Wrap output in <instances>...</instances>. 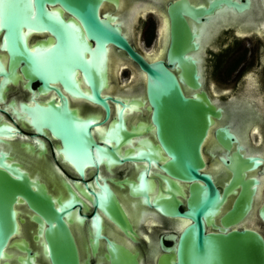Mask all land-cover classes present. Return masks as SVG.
I'll use <instances>...</instances> for the list:
<instances>
[{"label": "water", "instance_id": "water-1", "mask_svg": "<svg viewBox=\"0 0 264 264\" xmlns=\"http://www.w3.org/2000/svg\"><path fill=\"white\" fill-rule=\"evenodd\" d=\"M103 3L115 6L107 12L117 16H100ZM146 9L141 0H0V52L6 53L7 64L6 70L0 60V103L6 83L16 82L17 69L32 95L53 93L45 103L19 104L17 115L35 132L24 136L35 144L27 142L25 149L36 147L43 158L49 152L40 138L52 140L54 153L75 174L62 166L76 175L57 166L53 175L41 164L32 168L14 160L19 154L7 139L17 132L8 123H0V264H91V257H97L96 264H144L143 252L147 262L155 258L154 264H264L260 229L264 228V194L257 204L260 181L247 175L255 173L264 159L243 156L238 145L235 152L219 158L227 175L219 164L208 168L218 181H224L219 188L211 174L204 172L201 152L210 128L220 119L232 124L246 150L256 88L245 90L247 100L233 98L223 115L200 90L194 62L185 57L192 48V36L182 12L188 10L200 18L206 10L193 9L186 1L169 9L171 40L166 62L149 51L144 56L151 61L145 60L126 36H132L137 16ZM257 11L254 7L241 17L221 11L213 21L197 27L199 51L193 57L201 71L207 46L218 30L238 22L254 26L263 15ZM260 29L264 31V23ZM33 33L47 37L29 43ZM166 35L167 21L165 42L157 43L162 55ZM108 47L135 63L139 87L121 80L122 54ZM174 67L180 69L178 75ZM106 69L112 79L108 85ZM79 73L85 91L77 79ZM118 76L124 90L114 83ZM33 83H38L36 91ZM183 83L199 92L187 95L191 92L184 88L185 94ZM64 92L101 107L103 114L81 116L76 108L83 111L86 106L76 100V108L71 107ZM213 135L227 152L238 142L228 126L216 127ZM124 163H133L136 170L123 178L113 177L111 169ZM102 166L110 176L101 172ZM87 169L94 171L87 176ZM126 198L133 199L131 208ZM250 213L260 220L259 225L239 227ZM103 217L134 245L110 228L109 236L103 235ZM155 218L160 226L168 219L169 227L147 231L151 236H146L144 224ZM86 221L93 234L90 254L85 251L83 256L79 245L82 248L84 238L75 224L82 226ZM139 236L146 241L141 242L144 251Z\"/></svg>", "mask_w": 264, "mask_h": 264}, {"label": "flooded vegetation", "instance_id": "flooded-vegetation-1", "mask_svg": "<svg viewBox=\"0 0 264 264\" xmlns=\"http://www.w3.org/2000/svg\"><path fill=\"white\" fill-rule=\"evenodd\" d=\"M141 1L144 3L147 9L146 11L141 10V13L137 16V21L132 26L133 28L132 36L130 35V38H128V36L126 37L128 39L130 46L135 50H137V52H139L145 60L151 61L145 58L144 56V52L149 51L154 58L166 62V53L169 48L170 40H171L170 37L171 20H170L169 9L170 6L174 5L177 2L186 1L188 5L193 7V9H197V10L201 9V11L206 10V14L202 15L200 18L198 17L194 18L193 15L195 13L188 10L182 12V17L184 19V22L192 36V40H191L192 48L190 51H188L185 54V57L192 59L194 62L196 73L199 75L198 82L200 83V87H201L200 90L204 91L207 94L208 98L210 99L212 104L216 106V108L221 109L223 115L224 107L226 106V108H230L233 98L247 100L245 90L251 87L256 88L252 130H246V150H245V146L238 140V137L235 135V132L232 128V124L229 122L221 123V119L219 121L215 120V125L212 128H210L208 136L205 139L207 140L206 143L204 141L202 145L201 152L205 162L204 172L211 174L213 179H215L216 181L217 187L220 188L223 185L224 181L223 182L218 181V179H216V174H214V171L208 170V168H213V165L219 164L222 170L224 171V173L227 175L228 172L220 162L219 160L220 157L228 156L232 154L233 152L236 151V147L239 145L240 147H242L240 153L243 156L259 157L262 159L264 158V151L262 152V149H264V137H263L264 136V31L260 29L262 28V25L264 23V8H263L264 0H257L256 2H254L253 0H195V1L194 0H164V2L161 5H155L151 0H141ZM254 7L256 11L259 10L263 12L262 17L256 20L254 26L244 27L242 26V22H238L236 24L222 26L218 30V32L213 37L210 44L207 46L205 55L203 56L204 61L201 64L202 66V71H201L199 60L193 57V54L199 51V38H198L199 33L197 27H200L203 24H207L210 20L213 21V18L216 16L218 12L224 11L226 14L230 16L233 15V16L241 17L244 14L251 12L254 9ZM110 8L117 9L115 6H113L110 3H103L102 9L101 6L99 9L100 16L106 14L117 16L116 14H110L107 12ZM166 21H167V35H166L167 42H166L164 55H162L157 43L165 42ZM121 29L125 33L122 26ZM45 37H47L46 33L45 34L33 33L32 36L28 38V42L34 43L35 41ZM141 38L144 39L143 48L147 50H143L141 45L139 44ZM109 48L113 49L115 53L122 54L121 60L124 65L123 67H121L120 76H122V73L124 71H128V77L126 78V80L129 81V85L139 87V75H137L136 73L138 71L136 70L135 63L129 60L127 56L122 52L117 51L113 47H108V49ZM0 60L4 65L5 69L7 70L5 52H0ZM179 71H180L179 68L177 67L173 68V72L176 75H178ZM16 73H17V79L15 80L16 82L6 83L5 90L3 91L4 101L0 103V123H4V122L8 123L17 132L14 134L12 138L7 139V141L10 142V145H15L18 151L19 156L14 155V160L18 161L19 163H22V161L26 164L28 163L29 165L32 166V168L37 167V165L41 164L46 168L47 172H50L53 175H56V171L53 168V166H57L58 169H60L61 171L71 176H76L69 173L62 166V165L68 166L75 174L73 168L69 164L64 163L62 159L54 153L51 145V143H53L52 140L49 141L47 139L40 138L45 142V145L48 148V152H49V154L42 155L44 159L38 154L39 151L36 149V147L34 151H27V149H25V145L27 144V142L30 145H32V147L35 146V144L33 143V139L29 138L26 140L24 139V136L31 137L35 134V132L31 128L28 122H26L17 115L19 110V104L27 103L28 105H33L34 102L45 103L46 101H49L53 97V93L50 92L47 93L46 95H41L38 94L37 92H34V94L32 95L27 89H25L24 85L26 81L21 76L18 69ZM220 73H222V76L224 77V79H226V81L224 80L225 82L223 83L222 86L217 85V83L215 82L218 78H220ZM107 75L108 74L106 69V77ZM1 79L2 78L0 77V80ZM77 79L79 81L81 89L83 91L87 90V86L81 79L80 73L78 74ZM118 79L119 76L115 77L114 83L117 85L119 90H124L121 87L122 84L120 85L118 83ZM108 80L112 81V79H110V76L107 77V85H108ZM126 80H124L123 82H125ZM37 87H38V83H33L31 85V88L34 91H36ZM181 87L184 93H185L184 88L190 90L191 92L190 94L185 93L187 95H192L196 92H199V90H192L188 88L184 83L181 84ZM104 90L105 89L102 90V94H104ZM64 95L67 96L71 107L76 108L74 107V105H76V100L80 101L81 103L84 104V106H86L85 110L83 111L76 108L81 116L87 114H97V115L103 114V110L99 106L93 105L82 99H75L66 92H64ZM110 96H114V95H110ZM215 98H217L218 100H216ZM11 102H14L13 106H10ZM110 107H111V112H114V105L110 103ZM127 125H129V123H127ZM221 126H228L238 141L237 143L232 144V147L229 152H227L217 142V140L213 135L214 129L216 127H221ZM1 147H4V145L3 146L1 145ZM23 156L27 158L25 159L23 158ZM25 168L27 167L25 166ZM127 168H130V170ZM100 169L102 173H104L107 176H110L103 166ZM263 169H264V165L257 168L255 173H248L247 175L253 176L256 175V173L258 175V173H260ZM135 170L136 167L133 163H124L120 166H114L111 169V172L113 177L123 178L129 176L130 174H133L132 172ZM27 171L32 175L36 174V170L30 169ZM91 171H94V169H87L85 174L88 176V174ZM40 173H44V171L42 170L40 171ZM261 178L262 176L260 177V181ZM261 187L262 185L260 184L259 188L257 189L258 198L261 197L262 194L261 192H263L264 190V188H262L261 190ZM112 188L118 191L117 188H114L113 186ZM126 200L129 201L131 208L132 207L131 202L133 201V199L126 198ZM122 206L123 209L125 210L123 202H122ZM103 218H104L103 235L109 236L107 234V230H109L110 228L111 230H114L119 235H121L124 239L129 241L132 245H134L130 241V239L114 223L108 221L107 219H105V217ZM162 221L164 222L162 226L159 225L156 218L145 223L144 231H146V236H151L147 231L153 232L155 228H157L158 230L161 229V227H163L162 229L169 227L166 222L169 221L168 219L167 220L163 219ZM247 221H254V218H249ZM256 221H260V220L256 218ZM128 222L131 224L132 229L135 231L136 228L132 224L131 219L130 221L128 220ZM75 226L80 229V232L82 233V237L84 238L83 246L81 248L79 245V250L82 252L83 256H85V251H88V253L90 254L89 237H91V234H93V230L89 227L90 226L89 222L86 221L82 226H79L77 224H75ZM139 237H140V245L141 242L146 243V241L142 239L141 236ZM164 244L166 246L170 245L169 243L166 242ZM141 246L144 251L143 244ZM143 255H144L143 256L144 264H154L155 258L147 262L144 252ZM97 260H98L97 257L96 258L91 257V264H96Z\"/></svg>", "mask_w": 264, "mask_h": 264}, {"label": "bare ground", "instance_id": "bare-ground-1", "mask_svg": "<svg viewBox=\"0 0 264 264\" xmlns=\"http://www.w3.org/2000/svg\"><path fill=\"white\" fill-rule=\"evenodd\" d=\"M156 51H159V50H156ZM155 54V53H154ZM158 54H159V52H158ZM137 73V75H139V72H136ZM134 75V74H133ZM136 76V75H135ZM134 76V77H135ZM138 77V76H137ZM133 80V79H132ZM134 80H135V78H134ZM136 82V81H135ZM137 85V84H136ZM253 86V85H252ZM216 100H218L217 98H215ZM254 133V132H253ZM264 137V136H263ZM264 151V149H262V152ZM264 159V158H263ZM264 165V164H263ZM253 176H255V177H257L258 179H259V181H260V177L262 176V178H261V183H259V186H260V184L262 185V187H261V190H262V188H264V169L262 170V172H260V173H258V175H257V173H256V175H253ZM259 188V187H258ZM257 188V189H258ZM260 190V191H261ZM262 193V192H261ZM257 194H258V190H257ZM256 194V198H255V202L258 204L259 203V201L263 198V197H260V198H258L257 195ZM260 195V194H259ZM249 218H254V221H247ZM255 216H254V214H249L248 215V217L243 221V222H241L240 224H239V227H254L255 225H256V222H255ZM152 223V222H151ZM150 224V223H149ZM148 226V225H147ZM150 227V226H149Z\"/></svg>", "mask_w": 264, "mask_h": 264}, {"label": "rangeland", "instance_id": "rangeland-1", "mask_svg": "<svg viewBox=\"0 0 264 264\" xmlns=\"http://www.w3.org/2000/svg\"><path fill=\"white\" fill-rule=\"evenodd\" d=\"M139 44L141 45L142 49L145 50V49L143 48V47H144V39H143V38H141ZM139 44H138V46H139ZM152 49H153V48H152ZM127 77H128V71H124V72L122 73L121 80H126ZM224 80L226 81V79H224V77L222 76V73H220V78H218L215 82L217 83V85L222 86L223 83L225 82ZM263 194H264V190H263V192H262V194H261V197H263ZM255 219H256V218H255ZM255 222H256V225H255L254 227H257L259 224L257 223L256 220H255ZM156 229H157V228H155L154 231H157ZM260 229L264 232V228H260Z\"/></svg>", "mask_w": 264, "mask_h": 264}]
</instances>
